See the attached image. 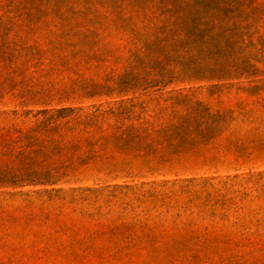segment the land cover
I'll return each instance as SVG.
<instances>
[{
    "label": "trees",
    "instance_id": "obj_1",
    "mask_svg": "<svg viewBox=\"0 0 264 264\" xmlns=\"http://www.w3.org/2000/svg\"><path fill=\"white\" fill-rule=\"evenodd\" d=\"M25 1L40 19L54 11L47 7L49 0ZM87 3L82 2L78 10L71 5L67 8L73 17L85 19L95 13ZM101 7L123 25L131 23L132 12L151 9L152 18L146 22L152 29L149 34L132 32L124 74L114 79L110 71L105 85L83 83L81 90L72 91L81 98L134 95L174 83L250 80L253 84L259 72L254 62H264V41L253 40L264 18V9L256 7L255 0H109ZM88 42L77 36L69 38L64 49H55L49 65L54 68L59 62L61 68L80 71L93 63L102 68L107 59L122 60L109 51L91 50L97 42ZM255 45L259 51H250ZM45 54L29 56L25 62L36 61L38 67ZM22 58L0 57L1 67L8 68L4 77L0 75V93H14L21 87L14 78L28 67H23L24 61L17 65ZM237 90L247 95L235 104L237 113L230 108L213 111L193 98L171 96L161 111L151 110L153 115L147 114L146 106L121 101L88 112L42 109L32 115L33 121L1 127L0 195H7L8 200H0V264H54L70 256L98 255L105 249L82 246L73 227L109 224L113 235L133 224L132 220L102 219L105 209L256 208L264 213V172L224 179L117 183L264 158V85ZM14 98L15 108L48 106L30 91ZM31 114L22 113L24 117ZM14 115L19 117L17 111ZM27 188L34 190L24 191ZM41 230H48V235ZM76 243L81 248L75 250ZM147 244L134 241L125 248L126 254L135 253L129 251L132 247L152 256L172 253L170 247L160 252L152 242ZM260 245L263 252L264 240ZM210 248L217 250L206 245L195 254ZM118 252L121 249L114 255Z\"/></svg>",
    "mask_w": 264,
    "mask_h": 264
},
{
    "label": "rangeland",
    "instance_id": "obj_2",
    "mask_svg": "<svg viewBox=\"0 0 264 264\" xmlns=\"http://www.w3.org/2000/svg\"><path fill=\"white\" fill-rule=\"evenodd\" d=\"M91 5L93 11L85 19L72 16L68 6L75 10L82 8V2ZM132 1V0H129ZM48 9H54L50 15L41 18L29 11L25 0H0V57L9 56L12 59L22 56L17 60V65L24 61L27 69H21L15 76L14 83L20 84L16 92L4 91L0 93V128L18 124L22 121H33L32 115L42 109L73 108L84 112L91 111L93 107L101 106L105 109L109 106L119 104L121 101H132L137 106H146L150 111L147 114L161 111L167 104L169 97L187 96L194 100L203 102L213 111L230 108L235 110V104L239 100L247 99V95L238 92L239 87L249 85H264V62H254L259 72L250 80H239L229 84L222 83H174L165 89H151L146 93L139 91L127 96H96L93 98H81L78 92L85 85L83 83L106 84V75L113 71V78L120 77L127 70L126 62L128 51L131 49L129 42L133 33L149 34L151 25L146 18H152L151 9L145 12H132V21L126 22L116 18L106 8L109 0H49ZM150 5V4H149ZM28 6V7H27ZM255 6L264 9V0H255ZM53 13V14H52ZM128 15V14H126ZM259 27L253 33L254 42L264 41V18L258 24ZM133 30V31H132ZM81 37L90 42H97L90 46L91 50L111 52L115 57L122 60L114 62L107 59L100 65L93 63L88 69L81 68L80 71L64 69L59 62L49 65L54 51L58 47L65 48L64 43L69 38ZM88 42V43H90ZM85 45L87 43H84ZM84 45V46H85ZM260 47L255 45L250 51H259ZM48 54L41 59L43 65L37 67L36 61L25 62L29 56L38 58L40 53ZM45 54V55H46ZM8 73V68L0 65V75ZM22 73V74H21ZM2 81V78H1ZM222 86V87H221ZM23 91H30L38 95L48 104L29 105L27 108H15L14 96L21 95ZM153 111V113L151 112ZM17 111L19 117L14 115ZM32 111L31 115L22 113ZM137 111H140L138 107ZM264 129V128H263ZM264 172V158H256L237 166L219 165L216 168H201L184 174H167L136 177L133 180H118L117 183L130 182L133 185L151 183L153 181H180L183 179L219 178L227 176H248ZM27 188L24 191H33ZM7 195L1 194L0 200H8ZM102 219H120L119 221H130L133 224L121 227L110 232L111 225L95 228L92 224L73 227L76 232L75 238L81 241V245H93L104 248L98 255L83 254L80 257L58 260L54 264H264V251H260L261 242L264 240V213L256 208L251 209H116L113 212L101 211ZM46 232L48 230H41ZM98 234L92 235V233ZM60 238L66 239L60 235ZM69 243V240H65ZM138 242L147 244L152 242L160 252L165 247H170L172 253L168 256L159 253L155 256L147 255L143 249L132 247L128 253L125 248ZM239 243L236 247L234 244ZM76 243L75 250L81 248ZM184 249H180L181 245ZM211 246L207 252L200 247ZM149 247V245H146ZM121 249V252H115ZM254 249V250H253ZM181 250V252L179 251ZM253 250L251 254L245 252Z\"/></svg>",
    "mask_w": 264,
    "mask_h": 264
}]
</instances>
